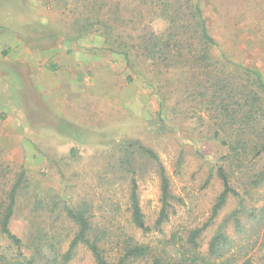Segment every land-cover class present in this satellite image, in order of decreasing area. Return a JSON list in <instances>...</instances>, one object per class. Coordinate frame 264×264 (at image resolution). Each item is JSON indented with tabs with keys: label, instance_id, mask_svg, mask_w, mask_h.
I'll list each match as a JSON object with an SVG mask.
<instances>
[{
	"label": "rangeland",
	"instance_id": "rangeland-1",
	"mask_svg": "<svg viewBox=\"0 0 264 264\" xmlns=\"http://www.w3.org/2000/svg\"><path fill=\"white\" fill-rule=\"evenodd\" d=\"M96 1L102 0H0V32L23 34L30 51L28 64L24 65L22 58L16 64L26 86L16 79L19 76L1 67L10 62L8 55H0V110L9 108L0 115V198H5L23 173L24 183L10 229L23 241L27 256L33 253V237L39 235L46 245L55 246V253H65L77 228L66 218L63 207L76 208L82 204L89 208L94 233L103 237L101 247L110 262H118L125 243L151 245L154 254L166 248L177 256L174 248L166 247L167 243L173 237L183 243L191 230L202 227L211 217L222 191L216 169L220 165L230 166L226 156L232 132L215 122L213 107L194 101L188 94L198 81L191 80L192 70L184 67L182 61L171 62L166 68L168 79L164 80L162 91L168 96L167 114L163 113L162 121L157 118L159 97L154 83L133 75L122 58L100 49V31L79 33V23H91L98 8L92 10L91 6ZM121 1L134 9L132 15H137L136 8L141 10L148 31L162 34L170 27L169 21L161 16L162 6L157 0L152 6L150 0H145L148 7L142 5L143 0ZM170 3L174 9L179 7V14L174 16L181 23L188 21V8L198 3L215 41L212 49L215 60L237 76L247 68L258 70L264 78V0H170ZM137 21L133 18L132 22ZM133 26L130 23L124 29L114 23L118 30L111 36L136 37L139 26ZM78 36L83 37L81 41ZM36 52L42 53L39 63L33 59ZM72 64L78 69L72 71L69 68ZM180 69L184 71L182 79L175 80ZM66 74L87 79L85 90L71 85L56 87ZM39 78L45 79L48 89L55 88L52 94L69 99L63 112L58 113L59 101L52 105L46 92L37 89ZM9 85L14 86L15 92L11 102L3 104L1 98L7 96ZM184 88L188 90L186 96ZM261 116L259 131L264 130V114ZM133 141L158 154L173 196L168 221L156 227L162 207L158 166L136 153L138 171L134 176L146 224L152 229L149 233L132 223L129 209L132 174L120 167L125 145ZM253 165L256 170L263 168L264 154L250 161L248 172ZM236 183L248 211V218L241 214L243 230L237 232L232 220L223 224L238 208V199L230 198L203 232L201 250L207 252L212 237L225 225L223 231L232 240L229 256L234 257L235 264H264V184L258 188L248 184L246 188L247 182ZM9 247L6 239L0 240L2 251ZM42 256L45 257L43 252ZM44 261L53 262L51 255ZM68 264H94V258L86 247L79 246ZM129 264H152V261L148 258Z\"/></svg>",
	"mask_w": 264,
	"mask_h": 264
},
{
	"label": "trees",
	"instance_id": "trees-1",
	"mask_svg": "<svg viewBox=\"0 0 264 264\" xmlns=\"http://www.w3.org/2000/svg\"><path fill=\"white\" fill-rule=\"evenodd\" d=\"M157 1L162 6L161 16L169 21L170 26L162 34L148 31L147 26L149 25L143 23L144 17L141 10L136 8L137 15H132L134 9H131V6L122 5L121 0L94 2L91 9L94 10L97 6V11L94 12L91 23H79L81 24L79 33L93 34L100 31L99 36L102 40L100 49L122 58L133 75L144 78L147 83H154L159 97L157 118L159 117L161 121L164 120L161 116L166 113L168 101L167 93L162 91L164 80L168 79L166 68L171 65V62L182 61L184 67L192 70L191 80H197L198 83L192 91L189 90L188 94L194 101L207 102L209 106L213 107V112L216 113L215 122L221 125L223 129L228 128L232 132L227 141L229 152L226 156L230 166L220 165L216 169V175L222 183V191L216 198L209 221L202 227L191 230L183 243L176 242L174 237L167 243L166 247L174 248L177 256L171 255L166 248L163 249L162 253L154 254L151 245L125 243L123 255L117 263H112L106 258L105 250L101 247L103 237H97L94 233L88 206L82 204L72 208L64 205L63 211L66 218L71 220L77 228L68 250L63 254L55 253V246L46 245L41 241L42 236L39 235V237H33V247L31 248L33 253L27 256L23 252V241L10 229L18 193L24 183L22 173L6 193L5 198H0V240L6 239L11 246L5 251L0 249V264H68L72 261L79 246H84L91 252L94 264H129L148 258H151L152 264H235L234 257L229 256L232 240L223 231L225 225L221 226L212 237L206 253L201 250L200 238L220 215L230 198L238 199V208L227 217L223 224L232 220L235 230L241 232L243 230L241 214L248 218V211L246 200L239 191L236 182L240 180L243 184L247 182L244 185L246 188L248 184L255 188L264 184V167L256 170L253 165L248 172L250 161L254 158L256 160L264 154V130L259 131L257 129L261 125L259 117L264 114V78L258 70L247 68H243L242 74L237 76L233 71L227 70L225 66L220 65L215 60L212 53L215 41L209 33L202 9L198 3L188 8V21L185 22L188 24H185L177 22L178 16H174L176 13L179 14V7L174 9L170 0ZM141 3L146 5L145 7L149 6L145 0ZM153 4L154 0H150V6ZM172 10L174 11L172 12ZM127 14H130V17L127 18ZM133 18L138 21L132 22ZM140 21L141 23H138ZM114 23L124 29H127L130 23L134 25V28L138 25L137 30L140 33L136 37L122 36L121 34L113 37L111 34L118 30L113 27ZM81 37L78 36L80 41L83 38ZM78 38L73 40L79 42ZM132 54L135 57H132ZM182 72H184L183 69L176 72L180 74H178L179 76L176 75L178 79L175 78V80L182 79ZM187 91L184 88L183 95L186 96ZM182 103L186 102L183 101ZM261 111L262 113H260ZM124 151L125 155L120 167L132 174L129 195L132 223L144 233H149L152 229L146 224L140 204L138 184L134 176L138 171L136 169L138 162L136 153L141 157H148L158 166L162 207L156 221V227H161L169 219V210L173 198L170 181L158 154L152 149L143 146L139 141H133L125 145ZM233 179L236 181L234 182ZM42 252L45 257L42 256ZM49 255H51L53 262L44 261Z\"/></svg>",
	"mask_w": 264,
	"mask_h": 264
},
{
	"label": "crops",
	"instance_id": "crops-1",
	"mask_svg": "<svg viewBox=\"0 0 264 264\" xmlns=\"http://www.w3.org/2000/svg\"><path fill=\"white\" fill-rule=\"evenodd\" d=\"M0 55L1 54H6L8 55V62H10L9 65L7 66H1L4 69H8L9 72H11V74L15 77L19 76V78L17 77L16 79L21 80L22 84H24L26 86V81L24 78H22L21 74L17 72L16 70V64H19L18 60L19 58H22L24 60V65L29 63V48L26 44V42L24 41V36L22 34V36L19 35H12L9 31H5L2 30L0 32ZM5 50H7V52H5ZM42 53L36 52L34 54V61H36L37 63H39V57L41 56ZM54 53L51 54V56L54 57L53 55ZM73 57V56H72ZM21 66H23L21 64ZM70 69H72V71H75V69H78L77 66H75V64H72V66L69 67ZM45 78V77H44ZM42 79L44 81H41V78L38 79V82H36V86L38 90L43 91V93L46 92V97L49 100V102L54 105L55 103H58L59 101V110L58 113L63 112L64 111V106L67 105V103L69 102L68 98H62L61 96H59L58 94L54 93L52 94L53 89L55 88H49V85L47 83H45V79ZM87 79H83L82 76H77V78L74 77V75L72 74L71 76L68 77V75L66 74V78L60 79L59 81H57V83L55 84L56 87H60V86H69L71 85L74 88H78L80 91H84L87 84L89 81H86ZM35 86V85H34ZM51 86V85H50ZM11 89V91H10ZM75 90L76 91H78ZM1 92V91H0ZM13 92H15L14 86L13 85H9V90L7 91V96H5L4 98H1L4 102L7 104L10 101V97L12 98ZM9 110L8 107H6L4 110H0V115H4L5 113H7V111ZM15 128V127H14Z\"/></svg>",
	"mask_w": 264,
	"mask_h": 264
}]
</instances>
